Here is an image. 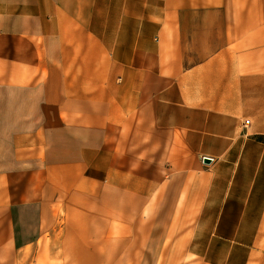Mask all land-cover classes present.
Segmentation results:
<instances>
[{
  "label": "crops",
  "instance_id": "crops-1",
  "mask_svg": "<svg viewBox=\"0 0 264 264\" xmlns=\"http://www.w3.org/2000/svg\"><path fill=\"white\" fill-rule=\"evenodd\" d=\"M42 63L60 120L45 169L0 123V264H264V0H0V81Z\"/></svg>",
  "mask_w": 264,
  "mask_h": 264
},
{
  "label": "rangeland",
  "instance_id": "rangeland-1",
  "mask_svg": "<svg viewBox=\"0 0 264 264\" xmlns=\"http://www.w3.org/2000/svg\"><path fill=\"white\" fill-rule=\"evenodd\" d=\"M39 43L42 44V37L39 38ZM44 48L39 49L41 55H44ZM40 55V53H39ZM13 66V65H12ZM15 67V65H14ZM14 70V69H13ZM0 123H22V134L29 135V127L24 128L25 123H35L38 125L37 143L32 136V140H22L23 152L32 151L38 154L37 165L39 169L46 167V154L50 155L51 144L48 142L47 136L51 135V129L45 128L47 123H57L60 120V115L53 108L52 104L60 98L56 95H49L46 90L47 82V67L45 63L39 64L37 74L29 85H22L21 89L11 87L15 81L2 80L0 81ZM24 83V81H21ZM105 83L106 81L103 80ZM27 83V84H28ZM19 128H16L18 130ZM34 128H32L33 131ZM13 134L14 128H7ZM27 130V132H26ZM33 133V132H32ZM8 138V136H7ZM5 148L1 145L0 151L14 149V144H5ZM57 145L55 144V150ZM53 162H56L54 160ZM43 181L39 177V183ZM40 195V192H39Z\"/></svg>",
  "mask_w": 264,
  "mask_h": 264
},
{
  "label": "water",
  "instance_id": "water-1",
  "mask_svg": "<svg viewBox=\"0 0 264 264\" xmlns=\"http://www.w3.org/2000/svg\"><path fill=\"white\" fill-rule=\"evenodd\" d=\"M203 162H204L205 164H211V163H212V160H211V159H208V158H204V159H203Z\"/></svg>",
  "mask_w": 264,
  "mask_h": 264
},
{
  "label": "built area",
  "instance_id": "built-area-1",
  "mask_svg": "<svg viewBox=\"0 0 264 264\" xmlns=\"http://www.w3.org/2000/svg\"><path fill=\"white\" fill-rule=\"evenodd\" d=\"M250 124V121L249 120H247L246 121V123H245V125H249Z\"/></svg>",
  "mask_w": 264,
  "mask_h": 264
}]
</instances>
